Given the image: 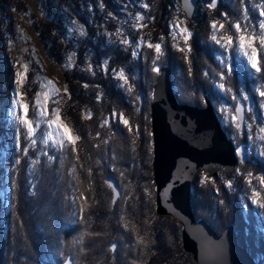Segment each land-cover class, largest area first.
Instances as JSON below:
<instances>
[{
	"label": "trees",
	"instance_id": "obj_1",
	"mask_svg": "<svg viewBox=\"0 0 264 264\" xmlns=\"http://www.w3.org/2000/svg\"><path fill=\"white\" fill-rule=\"evenodd\" d=\"M171 1L147 0L151 18L154 17L151 26L166 38ZM200 1L204 2L203 12L198 8ZM209 2L198 0L192 19H188L193 35L187 58L174 51L169 41L164 43L166 56L160 66L171 67L181 103L204 106L205 92L211 100L219 94L211 81V74L218 67V51L209 40V24L214 18H222L221 13L231 20L239 17L223 0L216 7H207ZM10 5V1L0 0V55L6 42L3 13ZM32 25L48 54L62 60L66 49L53 22L35 21ZM88 30L91 34L92 30ZM98 48L93 46V56L99 55L98 63L101 58L109 60L108 69L115 64H132L129 49L116 47L103 52ZM93 65L91 71L87 65L83 71L75 65L63 72L67 91L61 94V111L69 120L73 135L81 139L74 145L75 151L73 146L67 149L58 171L55 163L40 167L39 185L34 192L27 176L30 148L25 152L26 145L21 142L16 146L12 132L4 133L7 142L0 175L7 171L10 193L7 211L2 209L0 198V264H196L183 249L180 224L170 216L158 215L154 205L150 99L146 95L153 89L157 75L148 61L140 62L139 77L133 81L134 87L126 91L118 87L110 72L105 75ZM27 95L29 102L33 101L30 91ZM138 96L142 101L136 99ZM114 113L129 120L131 132L118 119L113 122ZM237 169L231 189L225 184L231 176L223 171L204 182L196 175L193 211L196 218L206 220L217 233L234 224L239 244L262 264L264 235L255 227L253 207L249 205L246 210L239 192L244 186V174L264 173V162L250 155L247 162L238 163L232 176ZM109 177L115 180L119 195L109 186ZM68 191L77 202L78 217L72 221Z\"/></svg>",
	"mask_w": 264,
	"mask_h": 264
},
{
	"label": "rangeland",
	"instance_id": "obj_2",
	"mask_svg": "<svg viewBox=\"0 0 264 264\" xmlns=\"http://www.w3.org/2000/svg\"><path fill=\"white\" fill-rule=\"evenodd\" d=\"M8 1H10L11 8L3 13L5 16L4 22L7 26L6 42L4 51L0 55V85L3 89V93L0 94V165L4 163L3 159L6 152L5 144L7 138L5 139L4 133L9 131L13 134V141L16 146L23 142L32 152L27 158V176L30 188L34 192L37 184L39 185L38 174L40 167L51 166L55 163L57 165L56 171H58L63 163L62 157L67 149L71 147L67 142H65V147L63 148L54 147V141L48 139L47 136V133L53 132L56 139L60 138L59 133L53 131L55 126H53V129H49L47 126L48 121L55 119V109L59 110L61 123L66 125L71 130L70 134L73 135L71 124L62 113L60 107L61 94L66 92L63 72L73 68L75 65L83 67L84 65L88 66L89 63L92 67H94L93 64L95 63L96 67L101 69L99 65L102 58L99 63L96 62V60H99V55L95 53V56H93V46L99 47L98 49L103 52H107L109 48L113 49L116 47L125 50L129 49L132 64L129 65L128 63L125 66L115 64L108 69L112 77L114 69L117 75L120 69L124 70V75L128 77V84L124 85L123 89L128 91L134 87L133 81H136L139 77V66L137 64L148 61L151 69L155 66L152 63L156 56L155 48H148L147 44H162V56L157 61L159 65L163 56H166V53H164V43L166 41H169L174 51L183 54L187 58L188 51L187 45L184 43L183 34L177 32V34L173 35L169 26L170 23H174L180 29L186 27L190 30V28L188 26V18L185 16L179 0H172L168 6L169 12L166 17L167 38L160 30L151 26V6L147 0ZM223 1L229 5L232 11L236 12L235 16L237 15L239 18L231 20L229 17L226 19L222 16L220 19L214 18L209 24V40L214 43L218 51L215 55L218 67L211 74V81L219 94L216 98L212 99V102L228 137L236 145H238L237 139H242L247 154L262 163L264 162V156L260 153L264 151V141H261L259 137L264 136V133H260L259 128L264 127V110L257 106L258 93H253V89L259 88V90L264 91V72L253 77V70L250 69L246 60L235 54L239 34L236 33L234 24L240 21L242 29L245 27L243 10L246 5L251 20H259L261 18L259 12L264 11V0H243V3H241V0L238 2L236 0ZM101 3L103 7H101ZM145 3L149 5L148 8L143 7ZM198 4L200 12H203L205 7L204 2L200 1ZM138 14H143L144 19L140 20ZM44 20L53 22L55 32L62 40L63 47L66 49V54L60 61L55 60L48 54L43 42H41L33 28V22L37 21L38 23ZM212 22L217 23L215 32L211 28ZM220 24H224L223 29L219 27ZM88 28L92 30L91 34ZM247 31L251 32L252 29L248 28ZM69 32H71L70 36ZM213 34L222 43L227 42L228 36L233 37L232 55L230 57L233 68L231 74L227 72L226 68H223L218 59V57L223 56V50L220 45L211 40ZM254 34L257 37L259 36L258 31ZM84 38H86V41ZM125 39L133 43H122ZM82 40L84 42L81 44ZM135 41H141V43L139 45L138 56L133 57L132 53L136 50L134 48ZM190 41L191 38L188 44ZM256 46L260 47L258 39ZM180 47H184L185 52L181 53L179 51ZM86 52L89 53L87 57L85 56ZM259 55L262 65H264V49L260 51ZM86 60L88 63L85 62ZM106 62L108 68L110 61L106 59ZM128 65L130 68L126 70ZM222 72L224 76L223 80L220 78ZM153 73L158 75L155 72ZM178 73L179 70L177 71ZM115 80L117 85L123 83L119 79ZM220 83L224 84V89L218 87ZM229 89L231 91H228ZM241 90L250 95V101L247 103L254 109L253 113L245 110L244 133H241L240 129L235 128V121L232 120V117L235 115L237 102L233 101L231 96H240ZM27 91L33 94V101L31 102L28 100ZM151 97L152 90L146 95V98L150 99V102ZM23 105H28L27 114H25ZM41 107L43 108V115H41ZM253 115L255 116L254 120L252 119ZM24 119L31 120L33 125L32 133L28 132L27 125L23 123ZM116 119L120 121L127 118L121 113H116ZM249 123L251 124V135H249L247 127ZM32 140L36 141L35 145L31 144ZM45 140H47L46 144L44 143ZM50 157H55V159H50ZM69 173L71 174L70 169ZM238 173L239 171L236 170L233 176L229 174L231 178L225 179L226 186L229 181L233 183L235 174ZM249 173L251 172L244 174V186L239 192V196L243 200L247 211L249 205L253 207L256 215L255 227L256 229H260L264 235V209H261L257 203L253 202L255 200L259 203H264V183L260 181V177L264 176V173H251V175ZM196 175L199 176L201 182L212 180L213 177L202 170L198 171ZM7 182L8 174L5 171L0 175V198L2 199V209L4 211H7L9 206L8 197L10 190ZM67 196L69 200L68 214L69 219L72 221L78 217L77 202L71 191H68ZM247 234H250V231ZM260 258L262 264H264V254Z\"/></svg>",
	"mask_w": 264,
	"mask_h": 264
},
{
	"label": "water",
	"instance_id": "obj_3",
	"mask_svg": "<svg viewBox=\"0 0 264 264\" xmlns=\"http://www.w3.org/2000/svg\"><path fill=\"white\" fill-rule=\"evenodd\" d=\"M197 1L180 0L188 19L193 17ZM242 115L240 131L244 133L245 111ZM150 128L156 212L180 224L184 250L196 264H258L239 244L234 224L217 233L193 211V181L198 171L213 177L221 170L231 174L240 163L238 150L244 157L242 163L248 161L244 143L236 145L228 137L208 93H204V106L181 103L171 67L161 66L152 89ZM107 182L119 192L114 179L109 177Z\"/></svg>",
	"mask_w": 264,
	"mask_h": 264
},
{
	"label": "snow or ice",
	"instance_id": "obj_4",
	"mask_svg": "<svg viewBox=\"0 0 264 264\" xmlns=\"http://www.w3.org/2000/svg\"><path fill=\"white\" fill-rule=\"evenodd\" d=\"M219 0H210L209 4L207 5V7H216L218 4ZM241 3H243V0H241ZM101 7H103V4L101 3ZM144 8H148L149 5L147 3H145L143 5ZM111 15V14H109ZM222 16H224L227 19V14L226 13H221ZM259 16L261 17L259 20L256 21H252L251 17L248 13V8L247 5L245 6L244 10H243V19L245 21V27L242 29L241 27V22L237 21L234 24V28L236 33H238V37H237V47H236V55L240 56L242 59L246 60V62L248 63L249 67L251 70H253V77H255L256 75L264 72V65H262L261 59H260V51L262 49H264V11H260L259 12ZM138 18L140 20L144 19V15L143 14H138ZM151 19H154V17H152ZM170 31L173 33V35L177 34V32H179L180 34H183L184 37V43L185 45H187V51L190 53L192 51L191 45L188 44L189 39L191 38V36L193 35V33L185 28H178L177 25H175L174 23H170ZM219 27L221 29L224 28V24H220ZM211 28L213 29V31L215 32V30L217 29V23L216 22H212L211 23ZM251 28L252 31L248 32L247 29ZM259 32V36L257 37V35H255L254 33ZM83 34V33H81ZM71 35V32H69V36ZM163 39V38H161ZM257 39L259 40V48L256 46V42ZM211 40L214 41L216 44L220 45L222 50H223V56L218 57V59L220 60L223 68L227 69V72L229 74H231L233 72V68L231 66V60L230 57L232 55V45H233V37L232 36H228L227 37V42L226 43H222L221 40L217 39V36L215 34H213L211 36ZM122 43L124 44H132L133 42L130 40H123ZM141 41H135L134 42V48L136 49L132 55L133 57L138 56V50H139V45H140ZM148 48H155V59L152 61L153 66L152 67V71L160 74L161 72V66L159 64H157V61L160 60L161 56H162V44L161 43H156L155 45L148 43L147 44ZM179 51L181 53L185 52V48L184 47H180ZM85 56H89V53H85ZM86 63H88V61H85ZM99 67L103 70V72L105 73V75H107L108 73V68H107V62H106V58H102L101 64L99 65ZM82 71L85 70L83 67L81 69ZM89 71L92 70V66L89 63L88 64V69ZM93 75H95V72L92 73ZM221 80L224 79L223 76V72L221 73ZM113 79H119L120 81H122L123 83L118 85V87H120L121 89L124 88V85L128 84V77L124 75V70L120 69L119 73L117 75L116 70H113ZM84 87H88L87 83L84 84ZM218 87L220 89H224V84L220 83L218 85ZM67 91V90H66ZM228 91H231V89H229ZM253 93H258V99L256 101L257 106L264 110V91L259 90V88H254L253 89ZM69 95H71L69 93ZM99 99V97H98ZM136 99H139L142 101V97H136ZM231 99L233 101L237 102L235 111L238 115H234L232 117V120L235 121V128L236 129H240L241 125L243 123V112L246 110L249 113H253L254 109L251 107V105L247 102L250 101V95L245 93L243 90H241V94L240 97H237L236 95H232ZM243 100L245 103H240V100ZM18 103V101H17ZM39 103V101H38ZM24 110H25V114H27V109H28V105H23ZM55 119L48 121V128L49 129H53V126H55V128L53 129V131L55 133H59V139H56V137L53 135V132H49L47 133L48 139H51L54 141V147H59V148H63L65 147V142H67L68 145L73 146V151H75L74 149V145L76 144V142L78 140L81 139V137L79 135H71L70 134V129L67 128L66 125L61 123L60 120V116H59V110L55 109ZM43 108L41 107V115H43ZM252 119H255V116H252ZM113 122H115V114H113ZM23 123L27 125V130L29 133L33 132V125L31 120L28 119H24ZM120 123L124 126H128L127 130L128 132L132 131L131 126L129 125V120L128 119H121ZM137 132H139V126L137 125ZM248 131H249V135H251V124H248ZM259 132L260 133H264V127H260L259 128ZM261 141H264V136H260L259 137ZM36 141L32 140L31 144L35 145ZM44 143H47V140L44 141ZM25 152H27V146L25 148ZM262 156H264V151H262L260 153ZM50 159H55V157H50ZM238 160L239 162H243L244 161V157L242 156V154L239 152L238 150ZM237 171H239V169H237ZM249 175H251V173H249ZM260 181L261 183H264V176L260 177ZM110 187L113 188V191L116 192L117 195H119V192L116 191V187L113 185H109ZM227 187L229 189L232 188V182L229 181L227 184ZM218 191V189H217ZM115 202V201H114ZM254 203H257L258 206L261 209H264V203H259L258 201H253ZM221 204L224 203V201H220ZM113 250L116 248V245L113 244L112 245Z\"/></svg>",
	"mask_w": 264,
	"mask_h": 264
},
{
	"label": "flooded vegetation",
	"instance_id": "obj_5",
	"mask_svg": "<svg viewBox=\"0 0 264 264\" xmlns=\"http://www.w3.org/2000/svg\"><path fill=\"white\" fill-rule=\"evenodd\" d=\"M243 143H244V142H243ZM249 156H250V155H248V159H249Z\"/></svg>",
	"mask_w": 264,
	"mask_h": 264
}]
</instances>
